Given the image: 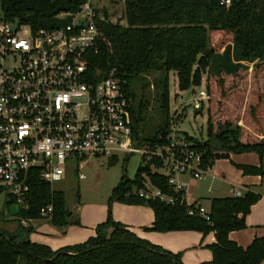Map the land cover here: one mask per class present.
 Segmentation results:
<instances>
[{
	"label": "trees",
	"instance_id": "1",
	"mask_svg": "<svg viewBox=\"0 0 264 264\" xmlns=\"http://www.w3.org/2000/svg\"><path fill=\"white\" fill-rule=\"evenodd\" d=\"M121 1L125 26L109 22L105 10H102V21H95L105 42L100 41L95 52H87V74L92 83L105 79L110 72L120 80L133 102V135L141 143L151 146L165 144L163 138L169 128L167 75L169 72L175 73L176 88L180 91H187L190 86L199 87L200 77L207 66L206 59L200 56L206 48L220 47L223 42L231 40L239 47L241 59L258 62L261 64L258 72H264V0H229L228 7L220 5L219 0ZM83 2L0 0V13L6 22L16 21L35 30L48 28L58 13L75 12ZM217 37H221L220 40ZM195 65L197 69L192 71ZM242 69L249 77L245 82L252 86L247 85L248 89L238 101L227 95L228 122H225L226 116L219 115L224 120L222 125L216 127L210 115L206 118L207 137L220 142V149L226 152L214 155L204 144L195 147L202 156L203 167L209 168L214 160L228 157V153H254L260 160L264 159L263 78L259 76L257 80L253 79L251 70L237 65L232 72L209 76L210 85L206 93L210 94L209 100L211 98L213 105L219 89L216 82L221 85L222 80L226 79V84L231 83L239 79ZM152 72L164 73L156 80L159 92L155 99L165 116V124L154 137L142 140L138 138L137 128L144 122L147 100H143V96L136 100L129 85ZM144 87L142 83L141 89ZM233 122H237V125L231 130ZM110 161L113 163V160ZM231 165L245 176L264 177L260 167ZM146 185L170 194L165 177L151 174L150 166L140 163L132 180L122 176L111 189L105 221L95 227L93 237L81 244L53 252L47 246L28 240L17 242L13 234H0V264H182L179 253L173 255L139 240L124 225L114 222L109 210L113 202L150 209L153 222L146 229L149 232L194 231L203 237L211 232L214 243L208 247L212 259L209 264H260L264 260V236L253 238L243 249L227 238L228 233L242 231L246 227L244 218L258 201L259 195L244 192L240 198L210 199L207 204L208 220L205 221L199 216L187 215V209L194 204L188 208L184 204L166 206L158 200H144L132 194V189L139 191ZM26 195V209L18 210V221H36L40 218L38 210L51 205L53 213L48 223L52 227L66 226L70 213L65 210L64 194L52 191L48 184L32 176ZM181 195H184L183 192ZM4 204L7 208L15 205V202L8 196Z\"/></svg>",
	"mask_w": 264,
	"mask_h": 264
},
{
	"label": "built area",
	"instance_id": "2",
	"mask_svg": "<svg viewBox=\"0 0 264 264\" xmlns=\"http://www.w3.org/2000/svg\"><path fill=\"white\" fill-rule=\"evenodd\" d=\"M97 1L84 0L77 11L60 12L48 28L35 30L6 22L0 13V192L25 210L32 176L51 187L66 179L74 161L72 174L83 181L79 170L88 158L136 155L151 174L165 177L170 194L151 186L132 194L188 208L181 192L190 181L202 182L208 169L196 146L173 139L172 121L165 144L141 143L133 135V102L120 80L112 72L99 82L89 80L86 54L105 42L95 23L102 21ZM205 100L200 90L193 109L199 111ZM230 193L233 198L243 194ZM38 212L44 218L53 213L51 205ZM187 215L207 221L208 209L194 204Z\"/></svg>",
	"mask_w": 264,
	"mask_h": 264
},
{
	"label": "rangeland",
	"instance_id": "3",
	"mask_svg": "<svg viewBox=\"0 0 264 264\" xmlns=\"http://www.w3.org/2000/svg\"><path fill=\"white\" fill-rule=\"evenodd\" d=\"M96 8L99 9V14H102V10H105L107 13V20L111 23H120L122 25L124 22L123 19V5L121 0H98L96 3ZM61 22L60 24H64ZM221 37H217L220 40ZM213 47V46H212ZM208 52L204 57L207 61V66L204 69V73L200 77L199 87L190 86L187 91H180L176 88V75L173 72H169L167 75L168 81V114L167 118L171 123L174 124L177 131L173 134L174 140H181L184 142H192L196 147H200L203 144L207 146L209 151L216 155H223L226 151L225 149L221 150L220 142H217L212 137H207L206 127L207 115H210L211 122L217 127L222 125V120L219 115H224L227 117L228 122V105H227V95L234 97L235 101L240 99L242 93H244L248 87L252 86L251 83L245 82L249 80L246 70L242 69V72L238 76L239 79L232 81L231 83L226 84V79H223L221 85L216 82L218 86V94L213 105H211V98L209 100L210 94L207 95L206 91L210 85L209 76H219L221 72H232L233 68L237 65H240L243 68L252 71L254 75L253 79L257 80L259 76L263 78L264 81V72H258V68L261 66L258 62H251L249 59H241V53L238 46H236L231 40L229 42H223L220 47H213V49L206 48ZM205 49V50H206ZM202 54V53H201ZM255 65L258 67L255 68ZM197 65H195L192 71L196 70ZM261 74V75H260ZM251 75V78H252ZM164 73L152 72L150 74L144 75L142 79H136L129 85V90L135 95L136 100L140 99L143 96V100H147L146 112L144 114V122L139 125L137 128L138 138L142 140L151 139L154 137L156 132L161 130L164 127V118L162 111L158 106L156 97L159 90L156 89V80L160 77H163ZM218 78V77H217ZM215 81H219L215 80ZM145 84V87L141 89V85ZM253 88V87H252ZM202 90L205 91L207 95V100H205L201 105L199 111L196 114L193 109L192 100L197 97V93ZM216 112V116H211ZM210 113V114H209ZM169 123V122H168ZM169 123V127L170 124ZM172 124V125H173ZM237 125V122H233V126ZM229 129V128H228ZM229 129V130H230ZM222 132H220L221 134ZM224 133V132H223ZM222 133V134H223ZM225 135V134H223ZM190 139V140H188ZM194 142V143H193ZM196 143V144H195ZM228 157H223L218 159L217 163H223L225 160L229 159ZM141 163V158L136 155H117L113 158V163L102 157L97 158H88L84 161L79 173L85 177V180L78 181L76 177L73 176V166L75 165L74 161H71L68 164V169L66 173V179L59 183H54L51 186L52 191H58L64 194L65 196V210H69L71 207L81 208L83 211V224L88 220H97L99 217L105 221L107 216V199L110 196V191L114 188L119 182L122 176H125L127 179L132 180L135 176L136 169ZM151 173V171H150ZM144 179H147L143 175ZM182 181H186L187 178H182ZM198 184V183H197ZM195 184V185H197ZM194 185V188L196 186ZM149 187V185H146ZM145 187V188H146ZM143 188V189H145ZM135 190L132 189V193ZM8 199V196L4 192H0V234H12L14 235L17 242H20V234H30L33 232L32 226L36 223L37 220H49V218L40 217L36 221H26L21 219L18 222L8 221L9 216L7 214V208L5 207V201ZM112 204V203H111ZM111 204L109 210H111ZM202 203L201 206L203 205ZM146 208V207H145ZM111 219L112 218V210ZM81 216L79 217V220ZM41 226L38 228V236L49 241H55L58 236V231H62L63 228L52 227L49 223H41ZM84 229H79L84 233L89 232V227L85 225ZM96 227V226H95ZM94 227V231H95ZM78 232H72L66 235L68 240H77L79 238ZM11 234V235H12ZM65 237V236H64ZM261 264V263H260Z\"/></svg>",
	"mask_w": 264,
	"mask_h": 264
},
{
	"label": "crops",
	"instance_id": "4",
	"mask_svg": "<svg viewBox=\"0 0 264 264\" xmlns=\"http://www.w3.org/2000/svg\"><path fill=\"white\" fill-rule=\"evenodd\" d=\"M227 155H229V159L223 163L218 164L217 160L212 162L206 171V178L202 182L190 181L188 183L187 189H184V201L186 205L199 204L200 206L204 202L205 205L203 204L204 206L201 207L207 210L210 199L231 197L230 192L232 190L242 193L252 192L259 195L258 201L244 218L246 227L242 231L230 232L227 235L228 240L243 249L252 242L253 238L264 236V177L245 176L231 164L260 167L264 172V159L260 160L259 156L254 153H241L240 155L228 153ZM194 185L196 188H194ZM111 210L114 222L124 225L139 240L142 239L153 246H158L173 255L179 253L182 264H209L211 262V254L208 250L209 245L214 243L211 232L204 237L194 231L149 232L146 229H149L153 222V214L150 209L143 206L121 205L113 202ZM67 211L70 213V217L66 221V226L62 227V231H58L60 237H57L55 241H49L37 235L40 224L43 222L48 223L46 220H37L32 226V233L19 235L20 242L28 240L37 245L47 246L55 252L85 242L89 237L94 236V227L104 222L99 217L97 220H88L83 224V211L81 208L71 207ZM80 216L81 219L79 220ZM83 225L90 228L85 235L79 230L84 229ZM72 232H78L79 238L77 240L70 241L66 237L67 234ZM10 233L12 234V232ZM261 264H264V260Z\"/></svg>",
	"mask_w": 264,
	"mask_h": 264
},
{
	"label": "water",
	"instance_id": "5",
	"mask_svg": "<svg viewBox=\"0 0 264 264\" xmlns=\"http://www.w3.org/2000/svg\"><path fill=\"white\" fill-rule=\"evenodd\" d=\"M208 52V50L206 49V50H204L203 51V55L202 56H206L207 53ZM197 112L195 111V113L194 114H196ZM7 214H8V216H9V219H8V221H15V222H17L18 221V208H17V206L16 205H11V206H9L8 208H7Z\"/></svg>",
	"mask_w": 264,
	"mask_h": 264
}]
</instances>
